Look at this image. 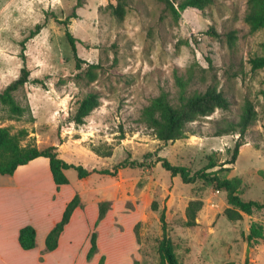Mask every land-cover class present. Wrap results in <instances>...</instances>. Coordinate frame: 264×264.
Segmentation results:
<instances>
[{
    "label": "rangeland",
    "instance_id": "obj_1",
    "mask_svg": "<svg viewBox=\"0 0 264 264\" xmlns=\"http://www.w3.org/2000/svg\"><path fill=\"white\" fill-rule=\"evenodd\" d=\"M183 1L172 0L173 14L158 0H129L116 16L117 0H0V94L23 67L30 72L12 93L21 112L0 102V128L24 131L22 144L55 147L58 158L90 172L79 179L66 171L81 204L92 207L88 222H76L70 251L50 264H99L101 257L102 264H161L162 213L180 264H264V208L231 221L223 214V189L203 179L184 183L158 162L238 182L243 201H264V67L251 63L264 58V29L250 30L247 0L181 10ZM208 88L224 94L228 109L196 117L181 140L158 141L140 120L161 93L177 103ZM89 92L98 94L97 107L77 125L75 113ZM246 102L256 115L232 161L238 133H217L239 120ZM192 200L203 206L197 224L187 227ZM103 201L109 207L96 229L98 251L87 262L85 233L94 228L93 204ZM253 227L262 237L247 241Z\"/></svg>",
    "mask_w": 264,
    "mask_h": 264
},
{
    "label": "trees",
    "instance_id": "obj_2",
    "mask_svg": "<svg viewBox=\"0 0 264 264\" xmlns=\"http://www.w3.org/2000/svg\"><path fill=\"white\" fill-rule=\"evenodd\" d=\"M79 1V0H77ZM129 0H117L116 6H111L113 14L116 16H122L125 12V7L128 5ZM165 8L173 14H177V10L172 0H158ZM209 0H184L179 5L181 10L186 8H200L203 4L208 3ZM245 21L248 23L251 31H257L258 29H264V0H247V9L245 12ZM37 27L36 34L39 30ZM68 43L71 51L76 58V46L75 39L66 32ZM254 66L264 67V58L254 59L251 61ZM29 71L25 67L21 69L19 77L10 83L5 90L0 94V102L16 114L21 112V109L14 103L12 93L17 91L25 83L28 82ZM179 84H183L179 81ZM98 94L95 92L87 93L80 101L78 109L74 116V123L79 125L83 123L85 117H87L96 107L98 103ZM230 103L221 91H216L213 88H208L203 92H195L190 96L180 95L177 103H172L166 93H161L152 98L148 105H146L140 113V120L144 125L151 129L153 135L158 141L167 143L181 140L187 136V127L195 121L198 116H206L211 114L214 109H228ZM255 110L253 106L246 102L240 118L238 121H228L227 125L217 133V136L225 134L227 132H236L239 135L238 140L235 143V147L232 153V161H234L238 155L239 148L244 144L242 139L245 132L253 124L255 119ZM26 132L18 131L11 133L6 128H0V175H12L17 167L27 164L35 158L44 157L49 161V168L56 186L66 185L68 179L65 175V171L73 169L76 171L79 179L87 177L90 172L78 165L67 164L62 159L58 158L55 152V147H48L40 150L37 146L22 144V141L26 137ZM98 154V153H97ZM102 156V154H98ZM110 153L103 154L104 157L110 156ZM158 162L161 167L170 173L172 177L179 176L184 183H192L197 179H203L214 186L217 189H223L227 193L228 207L224 210L223 214L231 221H238L242 219V214L252 215L256 210L264 208V201L262 203L254 201H243L238 196L239 184L235 181H230L225 178L217 176L209 177L206 174L199 172L189 175L186 168L171 165L166 159L159 158ZM232 163V162H231ZM130 165L135 166L136 163L132 162ZM141 166V164H139ZM117 168L123 167L122 164L116 166ZM103 174H109L111 176L116 174V170L108 171L104 170ZM81 205L78 194L66 205L61 221H59L48 233L45 239V252L54 251L58 245V239L63 232L64 227L69 223L71 215L74 210ZM203 202L201 200L189 201L185 211V225L187 227H193L196 223L197 213L201 210ZM109 207L108 202H100L98 204V216L94 224V228L89 234V249L86 254V261L90 262L98 251V234L97 227L104 219ZM161 222H163V238L160 242L158 251L160 255L161 264H180L175 257L170 240L166 235L164 213L161 214ZM35 230L31 226L23 227L19 231L18 243L23 250H30L35 247ZM262 235L258 233L254 227L250 230L247 236V241L261 238ZM103 257L100 258L99 264H102ZM245 264H248L247 262Z\"/></svg>",
    "mask_w": 264,
    "mask_h": 264
},
{
    "label": "crops",
    "instance_id": "obj_3",
    "mask_svg": "<svg viewBox=\"0 0 264 264\" xmlns=\"http://www.w3.org/2000/svg\"><path fill=\"white\" fill-rule=\"evenodd\" d=\"M70 184L57 187L48 159L40 156L17 167L12 175H0V264H50L56 256L70 251L76 242V222H88L87 213L92 206L77 207L59 236L57 248L45 252L48 233L61 221L66 205L79 194ZM93 205L95 214L91 225L98 216V204ZM26 226L33 227L36 233L35 247L30 250H23L18 243L19 231ZM90 232L91 229L85 233L88 240L83 251L85 257Z\"/></svg>",
    "mask_w": 264,
    "mask_h": 264
}]
</instances>
